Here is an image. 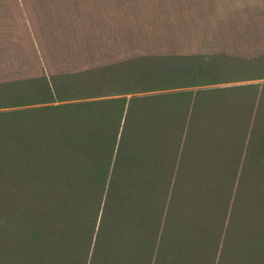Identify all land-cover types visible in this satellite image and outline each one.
<instances>
[{"label": "trees", "instance_id": "16d2710c", "mask_svg": "<svg viewBox=\"0 0 264 264\" xmlns=\"http://www.w3.org/2000/svg\"><path fill=\"white\" fill-rule=\"evenodd\" d=\"M189 1L17 0L1 20L0 264H192L248 220L264 81L212 85L264 79V0L184 25Z\"/></svg>", "mask_w": 264, "mask_h": 264}, {"label": "rangeland", "instance_id": "374dc122", "mask_svg": "<svg viewBox=\"0 0 264 264\" xmlns=\"http://www.w3.org/2000/svg\"><path fill=\"white\" fill-rule=\"evenodd\" d=\"M16 1L17 0H0V25L3 23L1 20H5L7 16H13V11L16 9ZM254 1L255 0H232V5L235 11H239L238 9H244L250 3L253 5ZM50 2H52V0H50ZM188 4L191 9H195L192 5L197 8L195 5V0L189 1ZM36 6L37 4L34 6L31 5L29 9H31V11L34 13ZM22 9L24 13H27L26 25H32V16L30 15L28 9L24 7ZM195 10V14H191L189 12L190 18L184 25H204L199 20L201 15L207 17L201 16L203 20L207 19L206 21H210V18L213 19V17H210V15L212 11H214V8H212V2L210 0H198V8ZM37 12L38 7L35 13ZM192 13H194V10H192ZM59 24L60 22L58 21L56 25ZM4 25L8 24L4 22ZM239 25H244V22L240 23ZM262 81H264V79L230 81L214 84L212 86H230L234 84ZM254 176L258 181H260V186L257 187L255 194L254 185L252 190L254 192L249 195L247 204L244 207L246 213L249 216L247 217L248 220H244L243 217L238 220V224L233 223L236 225V227L233 231V237L231 236L232 240L227 243V248H220L221 250L216 249L214 251L208 252L201 260L196 262L195 260L192 261V264H264V192L262 190V188L264 189V171L261 173V176L260 174ZM253 183L249 184V186L251 187ZM259 188H261L260 192Z\"/></svg>", "mask_w": 264, "mask_h": 264}]
</instances>
